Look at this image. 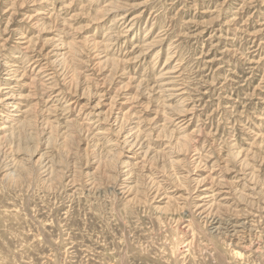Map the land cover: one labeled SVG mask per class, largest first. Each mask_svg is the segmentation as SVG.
Returning a JSON list of instances; mask_svg holds the SVG:
<instances>
[{"label":"rangeland","instance_id":"rangeland-1","mask_svg":"<svg viewBox=\"0 0 264 264\" xmlns=\"http://www.w3.org/2000/svg\"><path fill=\"white\" fill-rule=\"evenodd\" d=\"M0 264H264V0H0Z\"/></svg>","mask_w":264,"mask_h":264}]
</instances>
